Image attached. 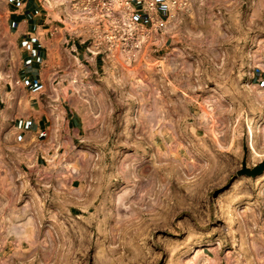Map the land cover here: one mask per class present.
Masks as SVG:
<instances>
[{"label": "rangeland", "instance_id": "1", "mask_svg": "<svg viewBox=\"0 0 264 264\" xmlns=\"http://www.w3.org/2000/svg\"><path fill=\"white\" fill-rule=\"evenodd\" d=\"M183 1L128 46L108 28L113 14L101 13L108 32L98 73L67 70L66 55L51 56L46 98L74 80L77 90L57 103L65 124L61 105L79 110L80 132L68 150L41 155L40 142L31 170L37 155L21 162L22 143L5 126L0 264H177L198 248L218 264H264V169L237 174L243 161L253 168L264 160L249 146L246 123L262 126L254 147L264 153V93L255 84L264 72V0ZM115 46L128 56L124 67ZM11 73L0 71V83ZM206 100L214 125L200 119ZM66 154L72 166L61 163Z\"/></svg>", "mask_w": 264, "mask_h": 264}, {"label": "crops", "instance_id": "2", "mask_svg": "<svg viewBox=\"0 0 264 264\" xmlns=\"http://www.w3.org/2000/svg\"><path fill=\"white\" fill-rule=\"evenodd\" d=\"M110 1L123 9L124 16L117 10L106 15L108 18L114 16L110 18L108 28L126 46L131 44L134 34L154 26L158 19L168 21L172 13L168 0H155L154 11L147 10L148 0ZM65 4L63 0L59 4L53 0H0V71H12V82L0 83V135L5 126L10 127L14 138L22 143L16 147L21 162L29 155L32 159L37 155L31 170L38 169L36 147L40 142L41 155L53 152L57 147L68 150L80 132L82 116L79 110L67 107L66 103L61 105L67 118L66 125L55 117L57 110L52 95L46 98L44 71L48 69L51 56L56 52L66 55L67 70H75L80 63L79 67L84 70L98 73L99 58L102 59L99 53L104 46L101 38L108 32L97 7L84 20L79 17L70 19ZM263 74L258 75L255 84L264 93ZM1 78L5 76L2 74ZM8 83H11V89ZM60 111L63 115V110ZM57 161L55 156L54 164ZM61 163L72 166L67 154Z\"/></svg>", "mask_w": 264, "mask_h": 264}, {"label": "bare ground", "instance_id": "3", "mask_svg": "<svg viewBox=\"0 0 264 264\" xmlns=\"http://www.w3.org/2000/svg\"><path fill=\"white\" fill-rule=\"evenodd\" d=\"M47 1V0H46ZM54 2H56V4H59L61 1L60 0H53ZM51 2V1H50ZM47 3V2H46ZM48 4H49V1H48ZM261 4V3H260ZM52 5V4H51ZM50 5V6H51ZM49 6V5H48ZM54 7V6H53ZM65 11H67V15H68V18H70V19H75V18H82L83 20L86 18L85 16H83L81 13L79 14L78 12H75V11H73L70 7H69V5L68 4H65ZM115 9L118 11V13L119 14H122V16H124V12H123V9H121V8H119V6L116 4L115 5ZM63 10V9H62ZM64 12V11H63ZM69 24H70V22H68ZM174 32V27H169V28H166L165 30H164V32H163V39H165L166 37V35H169V34H171V33H173ZM146 37L144 36V35H142V36H140V40H141V42L145 39ZM117 46V45H116ZM115 46V49L113 50V54H114V57H115V59L116 60H118L121 64H122V66L124 67V66H126V63H125V61L127 60V54H125V59L123 60V58H121V53H123V51L121 50L122 48L121 47H116ZM111 52V51H110ZM111 54H112V52H111ZM112 57H113V55H112ZM263 62L261 63L262 65H263V67H264V54H263ZM114 59V60H115ZM76 63H79V61L76 59ZM80 64V63H79ZM78 64V65H79ZM82 66V65H81ZM80 68V67H79ZM77 70H78V68H76ZM76 70V71H77ZM72 73V72H71ZM70 73V74H71ZM69 74V75H70ZM71 75H73V73L71 74ZM72 78V77H71ZM74 78V77H73ZM69 81V80H68ZM74 81V80H73ZM72 80L70 81L71 83L67 86V85H65V86H61V85H59V86H61L60 88H57L56 90H55V106L54 107H56V110H57V112H56V115H55V117H56V119H58L59 121H61L62 120V118H63V115L61 114V109H57V108H59L58 107V103H57V101H59L58 99H59V97L60 96H67V93H68V90L70 89V87L72 88V89H74V90H77V86H76V83H74ZM61 83V82H60ZM252 89V88H251ZM254 90V89H253ZM253 90H250L249 91V93H250V95H253L255 98H256V100L258 99V97L260 98V96H261V91H253ZM259 90V89H258ZM247 92V91H246ZM248 93V94H249ZM252 97V96H251ZM253 97V98H254ZM210 100H206V101H203L202 103H201V105H200V110H201V112H200V119H202V121L204 120V122L206 121V122H208V123H211V124H213L214 122H215V120H214V113L212 112L213 111V108L212 107H210V105H207V102H209ZM253 101H254V99H253ZM199 116V114L197 115V117ZM208 123H206V124H208ZM247 134H248V140H249V146H250V148H251V150L256 154V155H264V153L262 152V153H259L256 149H255V147H254V139H255V135H256V133L257 132H259V131H261V128H262V126H260V125H258V124H253L252 123V121L249 119V118H247ZM210 124V125H211ZM214 125V124H213ZM212 126V125H211ZM211 126H208V127H211ZM213 130V129H212ZM211 131V130H210ZM213 132H214V130H213ZM216 137V136H215ZM218 138H215V142L217 143V145H218V147H223V145L222 144H220V142L217 140ZM55 156H56V152L54 153V155H51V156H49V157H47L48 158V163H49V166L50 165H53L54 164V162L53 161H55ZM31 160V159H30ZM33 160V159H32ZM29 162V161H28ZM31 163H32V161H31ZM129 163H130V161H129ZM30 164V163H29ZM33 164V163H32ZM130 165H133V164H130ZM123 168V167H122ZM131 172H133V169L131 168V170H130ZM129 171H127V173H128ZM128 175H129V173H128ZM132 179V178H131ZM132 181H134V180H132ZM131 181V182H132ZM135 182V181H134ZM133 183V182H132ZM136 183V182H135ZM132 187L134 186V184L133 185H131ZM130 186V187H131ZM130 187H128V188H130ZM133 189V188H132ZM131 190L130 189H128L127 191H125V192H123L124 194H128L129 192H130ZM124 194H121V195H117V197H116V195H115V204H117V205H123L124 204V202H123V199L125 198L124 197ZM112 201V200H111ZM114 205V204H113ZM111 207V206H110ZM114 207V206H113ZM113 210V209H112ZM125 213V212H124ZM115 214H119V212L118 213H115ZM127 214V213H126ZM7 222H8V224H10V225H12V227H14L15 229H19L21 226H19V225H17L16 223H12L11 224V219H10V221H9V219L8 220H6ZM10 222V223H9ZM201 249L200 248H198L191 256H189V257H187V258H185V260L184 261H180V260H182V259H180L179 261H178V263L177 264H218V262H217V259H216V257H213V256H211V255H206V254H202L201 252Z\"/></svg>", "mask_w": 264, "mask_h": 264}, {"label": "built area", "instance_id": "4", "mask_svg": "<svg viewBox=\"0 0 264 264\" xmlns=\"http://www.w3.org/2000/svg\"><path fill=\"white\" fill-rule=\"evenodd\" d=\"M73 11H77L83 14H92L95 7L100 10V13H104L106 16L107 13L111 11V2L110 0H63ZM183 0H168V6L172 9V6L179 4L180 6H185L186 3H183ZM156 8L155 0H148L147 10L154 11ZM167 20H156V26H164Z\"/></svg>", "mask_w": 264, "mask_h": 264}, {"label": "water", "instance_id": "5", "mask_svg": "<svg viewBox=\"0 0 264 264\" xmlns=\"http://www.w3.org/2000/svg\"><path fill=\"white\" fill-rule=\"evenodd\" d=\"M263 169H264V160L253 168H248L246 166V162L243 161L242 168L237 171V174L238 175L246 174L250 176H256L257 174L261 173Z\"/></svg>", "mask_w": 264, "mask_h": 264}]
</instances>
